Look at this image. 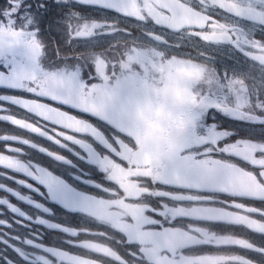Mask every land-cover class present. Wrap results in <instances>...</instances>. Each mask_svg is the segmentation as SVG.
Instances as JSON below:
<instances>
[{
	"label": "flooded vegetation",
	"instance_id": "flooded-vegetation-1",
	"mask_svg": "<svg viewBox=\"0 0 264 264\" xmlns=\"http://www.w3.org/2000/svg\"><path fill=\"white\" fill-rule=\"evenodd\" d=\"M94 3L102 4L105 7L114 8L120 13L119 22L113 18L105 17L103 13L97 14L91 9L81 8L80 11L88 19L83 20L80 26V35H94L101 26L106 25L107 31L105 40H113L116 37L112 34V24L116 23L121 29L128 30L133 36L139 39H146L144 32H150L157 36H164L169 42V52L175 54L176 58L182 52H192L199 49L203 58L208 56H218L222 59L218 69L226 68L223 73L231 74L233 70L247 74L261 75L264 78V0H217L215 11L204 12L200 10L196 0H93ZM35 6L44 3L46 9L40 10L43 21L39 25L40 33L35 35L37 29L34 27L26 29L31 35L44 43L49 41L57 42V47H64L62 33L49 29V23L56 24L61 15V9L54 0H29ZM51 7V8H50ZM192 11L206 21L201 30H195L185 26L190 19L189 13ZM147 17V23H144ZM171 29V31H169ZM183 30H188V39L177 45L176 37ZM77 33L73 32L72 35ZM218 34L222 43L208 41V36ZM120 36L123 38L124 33ZM61 44V45H60ZM223 45V47H218ZM65 48V47H64ZM58 52V48L56 49ZM69 49H61L58 58H63V54ZM36 54L31 52L30 55ZM110 54V51L107 53ZM64 59V58H63ZM29 61V60H28ZM74 62V59H68ZM96 70L102 66L96 65ZM21 67H15L14 72ZM78 69V68H77ZM74 67L64 66L60 69L62 76L55 82L48 81V75L44 76L37 85L33 81L24 91L30 93V97H11L7 104H0V141H8L0 150V185L16 188L12 179L5 178V170L8 177H13L19 182L26 178L27 186L41 189V193L46 191L41 181L51 183L52 178L49 171L71 183L78 191L83 193L81 206L72 211L64 208L58 201L47 198L45 195L29 189L20 188L22 194H28L49 212L43 209L31 211L34 205L18 202L15 197H9L11 203L16 204L26 214L37 215L40 219L48 221L57 230L48 229L46 226L36 228L35 231H42L47 240L54 243L75 245L74 255L71 252L62 251L60 248L52 250L53 256L58 264H124L126 259H130V249L134 246L125 243L120 234H123L128 225L134 222L138 224L142 231H149L153 238H157L159 233L180 232L187 233L186 227L191 225L181 222L179 225H172L157 229L150 227L153 223H159L162 214L154 209L159 208L157 199L151 195L144 196L138 193L139 185L133 177H147L141 171L144 168H132L127 166L132 151L125 148L124 151L117 152L104 139L105 135L95 128L74 116L56 108L53 103L47 101H64L74 99L87 110L102 118L108 125H120L128 128V120L123 113L114 109V105H122L123 102L140 90V83L115 81L114 84H93L85 86L81 76L84 67L79 68L78 77L72 76V72L77 70ZM89 72V71H88ZM16 80V77L14 76ZM119 80V77L116 78ZM264 82V79H260ZM255 85L253 81L248 82ZM258 83V82H257ZM110 96V99L108 98ZM43 97L46 99H36ZM51 112H58L61 117L53 120ZM11 119V121L7 120ZM88 135L94 137L104 149L97 151L84 144L81 136ZM37 137L44 138L48 143L36 142ZM111 140V137H108ZM249 145L247 150L252 158L257 157V162L238 161L233 167L221 170V174L215 178L213 168L205 166V170L200 171L201 178L196 180L201 185L205 195L197 198L188 194V187L175 185L166 189L165 195L174 198L185 199L182 202H190L188 218H192L193 212H199L201 224L194 226V231L199 233H227L232 234V242L222 241L219 235L207 237V241H195L192 236L186 237V246L181 249L201 248L207 249L212 254L194 256L189 255L184 259L187 264H251L244 256L239 254L243 250L254 248L257 244L264 243V172L259 171L264 167V159H260L259 153L264 152V144L253 140H243ZM240 142V141H238ZM79 145L85 147L87 156L84 160H78L69 156L77 166L76 171L83 172L82 182L72 179V177L60 168H50L49 171L40 163L35 162L34 152L45 154L53 160H61L64 153L59 149H68L70 153L72 146ZM55 146V147H54ZM41 154V155H43ZM121 154V155H120ZM254 159V158H253ZM129 162V161H128ZM212 161L210 162V164ZM224 163V162H223ZM111 174V182L104 179V174ZM209 174L212 175L211 179ZM206 176V177H204ZM191 184L192 179H188ZM217 183L223 191L208 190L209 187ZM151 186V185H149ZM240 186H251L244 194L262 191L257 195H235L234 188ZM185 189L179 192L175 189ZM120 192V195H117ZM179 194V195H178ZM5 195L0 193V196ZM199 199V200H198ZM181 201V200H180ZM201 202L200 208L195 203ZM151 205L149 209L148 205ZM252 211V212H251ZM186 213V214H187ZM167 214V213H165ZM154 215L160 219H154ZM147 217L152 219L149 224L144 221ZM175 218L173 223H177ZM180 222V221H179ZM15 230L20 228L13 226ZM27 227V225H25ZM103 233L109 241L101 239H91L89 235ZM174 233V234H175ZM189 233V232H188ZM229 246V247H226ZM223 248H228L225 252ZM178 251L173 254L177 256ZM156 264H161L158 258ZM171 264H175L171 263Z\"/></svg>",
	"mask_w": 264,
	"mask_h": 264
},
{
	"label": "clouds",
	"instance_id": "clouds-1",
	"mask_svg": "<svg viewBox=\"0 0 264 264\" xmlns=\"http://www.w3.org/2000/svg\"><path fill=\"white\" fill-rule=\"evenodd\" d=\"M196 2L200 10L208 12L215 11L217 0H196ZM147 19L145 17L144 23H147ZM81 23L75 24L70 35L73 32L79 33ZM111 30L116 38L107 42L103 49L95 52L69 51L63 54V58L79 61L84 66V70L89 73H95L97 59L102 60V76L97 79V84L100 85L114 84L117 77L139 73L140 90L121 105L123 115L132 124L131 130L120 125L109 124L113 129L111 140L106 136L104 139L117 152L127 148L139 154L136 160L125 161V163L132 168H148L150 171L147 177H133L139 185L138 193L141 195V200L147 203L143 198L151 195L159 203V208L154 209L155 211L171 214L175 208L179 207V203L169 200L165 192L166 189L175 186L177 174L165 173L163 162L170 152L183 147L177 145L178 138L190 128L195 127L200 139L184 148V151L195 158L204 159L210 153L224 151L228 144L220 147V142L231 133L218 129L215 124L209 122L205 97L200 96L199 90L197 97L201 101V106L198 116L195 121L193 120L189 109L190 92L184 78L178 71L167 70L169 63L177 58L175 54L169 52L170 42L164 36L145 31L146 39H139L130 31L121 29L116 23L112 24ZM121 32L124 33L123 38L120 36ZM176 39L178 42L176 46H179L184 39H188V30L181 31ZM218 47H223V45H218ZM109 49H118V51L114 56H109L107 54ZM141 59L144 60L143 64L140 63ZM215 61L216 57L213 56L211 59L192 62L199 68L198 83L204 89L205 94L216 92L218 89H227L224 96H232L247 89L248 99L244 112L248 114L249 119L244 120H264V84L257 88L247 82L243 72L235 70L225 79L222 73L226 68L218 69ZM221 80L224 81L223 84H220ZM35 83L38 85L39 79ZM108 98L110 99V96ZM259 157L264 159V152L259 153ZM84 159L85 157L82 156L81 160ZM259 171L264 172V167H261ZM110 176L111 174L106 172L104 179L111 182ZM117 195H120V192H117ZM148 207L151 209L150 204ZM193 229V225H188L185 230L196 239L203 238V233ZM189 255H191L190 248L179 250L175 264H185L184 258ZM141 259L142 255L137 249V252L132 254V259H126L124 264H137V261Z\"/></svg>",
	"mask_w": 264,
	"mask_h": 264
},
{
	"label": "snow or ice",
	"instance_id": "snow-or-ice-1",
	"mask_svg": "<svg viewBox=\"0 0 264 264\" xmlns=\"http://www.w3.org/2000/svg\"><path fill=\"white\" fill-rule=\"evenodd\" d=\"M57 6L61 9L62 15L59 21L55 25L50 27L55 28L58 32L62 33L64 47L74 52H88L98 51L103 49L104 43L98 39L104 34L99 32L97 35H70L72 28L76 23L82 22L88 19L80 11L81 8H87L93 10L95 13H103L105 17L113 18L116 22H119L120 13L114 8L105 7L102 4L94 3L92 0H63V2H57ZM46 9L44 3H39L33 7L29 0H2L0 2V27H16L24 26L27 24L28 29H37L35 35L38 37L40 33L39 25L43 21V16L40 10ZM75 46V47H73ZM17 62L16 54H7L0 52V78L7 77L10 70L13 69ZM79 62V61H77ZM85 86H90L97 83V76L95 73H81ZM0 104H7L11 97H30L31 94L25 92L19 87H9L7 84L0 83ZM36 99H46L43 97H36ZM53 103L54 106L63 112H66L75 118L85 122L92 128L97 129L106 137H111L113 129L102 118L93 114L74 99H67L64 101H47ZM208 120L212 124H215L218 129H224L226 132L231 133L226 139L220 142V147L224 144H231L237 140H253L255 142L264 143V120H243L236 119L231 115H226L223 112H218L215 109L208 110ZM5 122L6 121H0ZM37 137L36 142L48 143L47 141ZM80 139L85 145L93 148L94 150L104 152V149L94 137L84 135ZM9 143L8 141H0V150H3V145ZM115 143V141H113ZM55 147V146H54ZM64 153V158L61 160H53L47 157L43 153L34 152L32 155L36 158L37 163H40L48 171L50 168H60L64 172L72 177V179L84 183L81 179L83 172L76 171V165L69 156H73L80 160L81 157L87 156L85 147L79 145L72 146V150L69 153L68 149H57ZM43 154V155H41ZM217 159L224 158L223 152H213L208 154ZM201 159V158H197ZM11 170H5V178L12 179L16 188L6 185H0V193L5 195L0 196V264H58L56 258L53 256L52 250L60 248L62 251L71 252L74 255L79 253L74 252L75 245L57 244L46 239L42 231L36 232V228H42L46 226L48 229L57 230L50 225L48 221L40 219L37 215L26 214L16 204L11 203L9 197H15L18 202H23L29 205H34L33 213L35 210L43 209V212H49V209L43 207L41 203L36 202L28 194H22L18 189L26 188L31 192L36 191L41 193V189H33L27 186V180L19 182L13 177H8L7 172ZM49 174L52 178L51 183L43 182L44 189L41 194L45 195L48 199L58 201L64 208L72 211H76L82 203L81 191H78L73 185L60 177L53 175L51 171ZM176 191L182 192L185 189H176ZM191 191V189H187ZM154 219H160L154 215ZM20 228L17 231L13 226ZM27 225V227H25ZM167 226L166 222L160 219L159 223H153L150 227L161 228ZM58 231V230H57ZM212 254L207 249L193 248L191 249V255L201 256ZM244 256L246 261H250L251 264H264V243L257 244L254 248L243 250L239 253ZM137 264H144L143 260H138Z\"/></svg>",
	"mask_w": 264,
	"mask_h": 264
},
{
	"label": "rangeland",
	"instance_id": "rangeland-1",
	"mask_svg": "<svg viewBox=\"0 0 264 264\" xmlns=\"http://www.w3.org/2000/svg\"><path fill=\"white\" fill-rule=\"evenodd\" d=\"M56 2H63V0H54ZM2 2V0H0ZM93 2V0H92ZM106 28V25L103 24L101 26V31L104 35L102 37H99V32L95 31L94 35H97L102 42L104 43V46H106L107 42L112 40H105V36L107 35V31H104L103 29ZM77 35V34H76ZM114 40V39H113ZM60 41H49L47 44L35 39L31 32H29L26 29V25L24 26H16V27H0V52L7 53V54H16L17 62L12 70H10V73L7 77L0 78V83L7 84L9 87H19L24 90V88H27L29 84H31L33 81H39L48 75V81L49 82H55L59 79L60 76L63 75L62 72H60V69L64 66L74 67L78 68L76 72H72V76L78 77L79 68L84 67L79 62H68V60H65L63 58H58L59 52L61 49H66V47H62L61 49L58 47V52L55 48V44ZM110 54L109 56H114L115 52L118 51V49H109ZM192 52H182V54H179L177 59L174 62H170L168 65L167 70L171 72H179L181 76L184 78V81L186 82V86L190 92V103H189V109L190 114L195 121L196 117L198 116L199 108L201 106V101L197 97V91L199 90L200 96L205 97V103L207 104V109H215L218 112H223L226 115H231L232 117L236 119H249L248 114L244 112V106L248 99L247 95V89L242 90L241 92H237L235 95L232 96H224V93L227 91V89H218L216 92L205 94L204 89L202 86L198 83L200 71L199 68L193 64L192 62H200L204 61L206 59H211L213 56L204 57L201 55L199 49H193ZM31 52H35L36 54L30 55ZM216 67L218 65H222V59L218 56H216ZM29 60V61H28ZM140 63H144V60L141 59ZM96 65H100L103 67V61L100 59H97ZM20 70H17L14 72L15 67H21ZM97 67V66H96ZM89 73L88 71H81V73ZM95 75L97 78L102 76V69L96 70ZM223 77L226 79L230 74L222 73ZM246 75V74H245ZM14 76L16 77V80L14 79ZM247 82L253 81L255 83V86L259 88L262 84H264L263 81H260V79H264L261 77V75H253V74H247L245 76ZM83 80V78L81 79ZM127 81V82H139L140 83V77L139 73H133V74H127L124 76H120L119 80L115 81ZM78 82H84L79 81ZM223 80L220 81V84H223ZM258 82V83H257ZM30 87V86H29ZM0 91H3L0 89ZM114 109L118 110L120 113L121 111V105H114ZM52 116V115H51ZM54 118V117H53ZM53 120H56L55 118ZM118 125V124H117ZM128 129L131 130L132 124L129 121ZM200 137L197 134V131L195 127L190 128L188 131H186L181 137L177 140V145L183 146L180 148L174 149L172 152L169 153L167 159L163 162V170L165 173L172 172L176 173V179H175V185L181 186V187H188L191 189V191H186L188 194L193 195L197 198L202 197L205 195L201 185H198L195 182L196 180L201 178V175H199L200 171L205 170V166H208L209 168H213V174L215 175V178H217L221 174V170H227L228 168L233 167V164L238 161H251V162H257L259 159L257 157L251 156V154L248 152L247 148L249 145H254L253 143H245L243 140H237L234 143L228 144L226 148H224V151H222L225 156L224 158L217 159L213 156H208L204 159H197L191 155H189L186 151H184V148L187 146H190L196 142H198ZM240 141V142H238ZM121 155V154H120ZM129 155V162H132L137 159L139 154L135 151H132V153ZM212 163L210 164V162ZM224 162V163H223ZM147 163V161H145ZM258 163V162H257ZM141 173H143L145 176L150 175V171L148 168H144ZM206 177V176H204ZM211 179L212 175L209 174ZM188 179H192L191 184L189 183ZM251 188V186H240V188H234L233 193L235 195H257L261 193L262 191L259 190V187L257 188V191L259 192H250V194H244V191H248V189ZM264 188V187H263ZM172 189V188H170ZM181 189V188H179ZM176 190V189H175ZM208 190H215V191H223L222 187L217 183L215 186H211L208 188ZM179 195V194H178ZM171 201H177L179 203V207L175 208L171 214H162V220L166 222V225L169 224V222L172 223V225H179L181 222L190 223L193 226H199L201 224L200 222V213L199 212H193L192 218H188V213L186 211L189 210L190 202L184 201L185 199L179 198L177 195L174 198L168 197ZM181 200V201H180ZM199 200V199H198ZM195 205L200 208L201 202L197 201ZM186 210V211H185ZM252 212V211H251ZM187 213V214H186ZM175 218L177 219V223L174 222ZM145 224L152 222V219H149L147 217L144 218ZM180 221V222H179ZM147 225V224H146ZM171 232V233H159L157 238H153L151 236V233L149 231H142L140 226L136 224L135 222L133 224H129L127 227V230L120 234L122 237L123 242L127 241L130 249V245H133L134 248L130 249V253H132L133 250H135V253L137 252V249L139 250V253L142 255V260L144 264H156L157 261V255H159L158 258H160L161 264H171L174 263L176 260V256L173 254L175 251H179V248H182L186 246L187 240L186 237L192 236L190 233H182L180 232ZM213 235H219L222 237V241L225 242V245L228 244V242H232V234L227 233H220V234H214V233H203V238L196 239L193 236V239L195 241H201L204 242L207 241L206 238L210 237V239L213 237ZM91 239H101L105 241H109L106 238V235L103 233H96L93 235H89ZM229 247V246H226ZM225 252H228V248H223ZM130 259H132V255L130 254ZM185 264L187 262L185 261Z\"/></svg>",
	"mask_w": 264,
	"mask_h": 264
},
{
	"label": "water",
	"instance_id": "water-1",
	"mask_svg": "<svg viewBox=\"0 0 264 264\" xmlns=\"http://www.w3.org/2000/svg\"><path fill=\"white\" fill-rule=\"evenodd\" d=\"M152 1H155V0H152ZM187 26L195 28V29L202 28L201 18L199 16L193 14L191 17V23L187 24ZM209 40L214 41V42H221L220 39L218 38V36H210Z\"/></svg>",
	"mask_w": 264,
	"mask_h": 264
},
{
	"label": "bare ground",
	"instance_id": "bare-ground-1",
	"mask_svg": "<svg viewBox=\"0 0 264 264\" xmlns=\"http://www.w3.org/2000/svg\"><path fill=\"white\" fill-rule=\"evenodd\" d=\"M155 1H156V0H155ZM50 8H51V7H50ZM190 18H191V17H190ZM50 25H55V24H53L52 22L49 23L48 28H49V29H53V27H50Z\"/></svg>",
	"mask_w": 264,
	"mask_h": 264
}]
</instances>
